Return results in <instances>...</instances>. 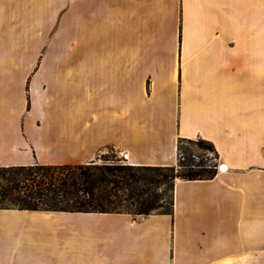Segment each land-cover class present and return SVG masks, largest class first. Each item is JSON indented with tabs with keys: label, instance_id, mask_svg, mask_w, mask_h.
<instances>
[{
	"label": "crops",
	"instance_id": "obj_1",
	"mask_svg": "<svg viewBox=\"0 0 264 264\" xmlns=\"http://www.w3.org/2000/svg\"><path fill=\"white\" fill-rule=\"evenodd\" d=\"M179 137L223 169L170 214L0 209V264H264V0H0V165H170Z\"/></svg>",
	"mask_w": 264,
	"mask_h": 264
},
{
	"label": "trees",
	"instance_id": "obj_2",
	"mask_svg": "<svg viewBox=\"0 0 264 264\" xmlns=\"http://www.w3.org/2000/svg\"><path fill=\"white\" fill-rule=\"evenodd\" d=\"M110 152L99 163L0 165V209L170 214L175 179H209L218 166L213 143L200 137H179L170 165L130 164Z\"/></svg>",
	"mask_w": 264,
	"mask_h": 264
},
{
	"label": "rangeland",
	"instance_id": "obj_3",
	"mask_svg": "<svg viewBox=\"0 0 264 264\" xmlns=\"http://www.w3.org/2000/svg\"><path fill=\"white\" fill-rule=\"evenodd\" d=\"M26 91H27V99H28V102H29V95H28V85L26 86ZM30 107V105H29V103H28V105H27V107L26 108H29ZM108 150H106L105 152H107ZM104 152V153H105ZM110 155H115V157L116 158H122V161H125L126 162V160L123 158V157H121V156H119V154L118 153H116V152H110L109 153ZM195 154L196 155H198L199 157L198 158H200V157H209V158H212V156H213V153L211 152V151H208V150H204V149H197L196 151H195ZM100 156V155H99ZM96 157V159L94 160L95 162H97V163H99V162H101V158L100 157ZM197 158V157H196ZM198 158H197V160H198ZM213 161H215L214 159H213ZM64 221L66 222V223H68L67 221L68 220H65L64 219ZM62 227V228H67L68 227V224H61V225H58V227Z\"/></svg>",
	"mask_w": 264,
	"mask_h": 264
},
{
	"label": "built area",
	"instance_id": "obj_4",
	"mask_svg": "<svg viewBox=\"0 0 264 264\" xmlns=\"http://www.w3.org/2000/svg\"><path fill=\"white\" fill-rule=\"evenodd\" d=\"M221 167H222V165H218V166H217V169H222Z\"/></svg>",
	"mask_w": 264,
	"mask_h": 264
},
{
	"label": "bare ground",
	"instance_id": "obj_5",
	"mask_svg": "<svg viewBox=\"0 0 264 264\" xmlns=\"http://www.w3.org/2000/svg\"><path fill=\"white\" fill-rule=\"evenodd\" d=\"M223 166V165H222ZM222 168V167H221ZM223 169V168H222Z\"/></svg>",
	"mask_w": 264,
	"mask_h": 264
}]
</instances>
